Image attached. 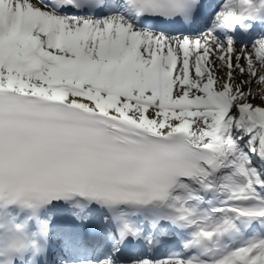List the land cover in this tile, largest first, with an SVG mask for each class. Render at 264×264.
<instances>
[{
	"label": "snow or ice",
	"instance_id": "obj_1",
	"mask_svg": "<svg viewBox=\"0 0 264 264\" xmlns=\"http://www.w3.org/2000/svg\"><path fill=\"white\" fill-rule=\"evenodd\" d=\"M0 264H264V0H0Z\"/></svg>",
	"mask_w": 264,
	"mask_h": 264
}]
</instances>
